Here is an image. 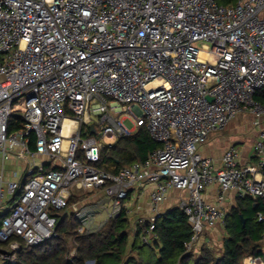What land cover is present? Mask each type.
Instances as JSON below:
<instances>
[{
    "label": "built area",
    "instance_id": "obj_1",
    "mask_svg": "<svg viewBox=\"0 0 264 264\" xmlns=\"http://www.w3.org/2000/svg\"><path fill=\"white\" fill-rule=\"evenodd\" d=\"M238 114L260 127L255 162L240 165L229 146L215 165L198 147ZM124 118L159 146L115 172L96 167L103 138L133 133ZM263 120L264 0H0V262L14 263L21 243L56 237L73 190L102 189L114 218L142 182L153 184L142 243L168 191L186 190L177 206L193 250L204 230L225 225L226 209L203 198L208 185L221 202L227 192L264 199ZM95 124L99 139L82 136ZM40 156L51 169L38 170ZM8 162L26 168L4 173ZM76 215L80 233L102 225ZM256 218L264 225V214Z\"/></svg>",
    "mask_w": 264,
    "mask_h": 264
},
{
    "label": "trees",
    "instance_id": "obj_2",
    "mask_svg": "<svg viewBox=\"0 0 264 264\" xmlns=\"http://www.w3.org/2000/svg\"><path fill=\"white\" fill-rule=\"evenodd\" d=\"M215 1L229 5L237 0ZM81 133L84 137L92 135L89 129ZM158 146L142 126L128 136L118 137L114 144L103 145L95 166L115 172L124 165L144 161ZM74 201L71 197L68 205ZM258 213L264 214V199L238 198L224 219L222 247L203 244L194 253L184 247L192 231L178 206L161 213L147 243L141 241L147 222L135 227L124 210L96 230L83 233L78 231L79 219L67 212L56 223V237L34 246L21 243L16 261L0 264H243L247 256L264 261V248L258 245L264 237V225L257 221ZM0 247L7 249L8 243H0Z\"/></svg>",
    "mask_w": 264,
    "mask_h": 264
},
{
    "label": "crops",
    "instance_id": "obj_3",
    "mask_svg": "<svg viewBox=\"0 0 264 264\" xmlns=\"http://www.w3.org/2000/svg\"><path fill=\"white\" fill-rule=\"evenodd\" d=\"M261 126L264 127V120L262 121ZM136 130L137 129L133 128V133ZM259 130L260 127L252 125L251 117L249 115L238 114L232 118L225 129L219 132L210 133L213 135L211 136L209 134L206 141L199 145L198 152L202 156L211 158L215 165H218L224 150L229 146H235L240 154V165H251L255 162L253 145L257 139ZM113 138L115 139V143L118 137L113 136ZM35 163L37 166L41 165V168H38V170L42 171L51 169L53 166L48 162L46 156L38 157L35 160ZM5 165L4 173H9L15 169L23 172L26 168L25 163L17 164L15 162H8ZM152 188L153 184L142 182L128 190V198L124 201V207L127 211L125 213L135 227L139 224L146 223L149 213V192ZM219 194L220 191L218 185L213 183L206 187L203 192V198L212 204L219 203L228 212V210L235 205L238 198H236L232 192H227L223 195V200L221 202L218 201ZM186 196V190L170 189L166 195V199L160 205L161 211L164 212L167 209L177 207L178 202ZM71 197L75 198V201L69 204L67 212L73 213L76 217L78 212L92 213L94 215V224H96L97 221H101V224H103L108 219L112 198L106 196L102 189H97L92 192L73 190ZM72 205L76 206L77 211L72 210ZM206 232L207 230L202 233L200 240L192 250L194 253H197L203 244L211 246L210 241L212 242V238L209 235L206 236Z\"/></svg>",
    "mask_w": 264,
    "mask_h": 264
},
{
    "label": "rangeland",
    "instance_id": "obj_4",
    "mask_svg": "<svg viewBox=\"0 0 264 264\" xmlns=\"http://www.w3.org/2000/svg\"><path fill=\"white\" fill-rule=\"evenodd\" d=\"M124 115H121V118H123ZM122 125L127 129V130H132L133 129V123L131 121V119L129 118H124L122 120ZM95 127H96V133L92 134V136H94L95 138L99 139V135H100V129H99V125L98 124H95ZM226 128V127H225ZM224 128V129H225ZM211 135V134H210ZM213 135V134H212ZM211 135V136H212ZM115 141V139L113 138V136H107L105 138H103L101 140V142L103 143V145H111L113 144ZM16 163V162H15ZM22 163V162H21ZM18 164V163H17ZM95 191V190H94ZM96 222V221H95ZM97 224V225H96ZM96 226H100L101 225V221H97L96 222ZM133 229V227H132ZM205 231V230H204ZM203 231V232H204ZM134 234L132 233L131 236H133ZM209 235L211 236L212 238V242L210 241L211 243V246L216 248V249H220L222 247V243H223V239H224V230H223V225L220 223V224H217L214 228L212 229H207V232H206V236ZM202 236V234H201ZM200 236V237H201ZM200 240V239H199ZM197 245V244H196ZM262 248H264V241L262 242V245H261Z\"/></svg>",
    "mask_w": 264,
    "mask_h": 264
},
{
    "label": "bare ground",
    "instance_id": "obj_5",
    "mask_svg": "<svg viewBox=\"0 0 264 264\" xmlns=\"http://www.w3.org/2000/svg\"><path fill=\"white\" fill-rule=\"evenodd\" d=\"M71 124H72V122L70 120H68V119L64 120L63 126H62L64 133L68 132V129H69Z\"/></svg>",
    "mask_w": 264,
    "mask_h": 264
},
{
    "label": "water",
    "instance_id": "obj_6",
    "mask_svg": "<svg viewBox=\"0 0 264 264\" xmlns=\"http://www.w3.org/2000/svg\"><path fill=\"white\" fill-rule=\"evenodd\" d=\"M90 134H94L95 133V130H94V127H93V125H90ZM264 241V237H263V239H261L259 242H258V245H262V242Z\"/></svg>",
    "mask_w": 264,
    "mask_h": 264
}]
</instances>
